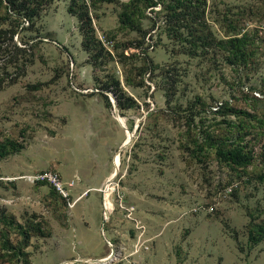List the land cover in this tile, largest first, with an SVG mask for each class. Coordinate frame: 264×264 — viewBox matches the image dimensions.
Wrapping results in <instances>:
<instances>
[{
  "label": "rangeland",
  "instance_id": "374dc122",
  "mask_svg": "<svg viewBox=\"0 0 264 264\" xmlns=\"http://www.w3.org/2000/svg\"><path fill=\"white\" fill-rule=\"evenodd\" d=\"M128 1L94 10V33L108 52L97 59L68 0H35L32 24L0 11V143L22 145L0 157V264H88L81 259L108 252L106 239L130 251L139 232L149 247L134 255L137 264H154L155 252L156 264H264L263 2L207 1L217 37V14H242L255 61L239 67L216 44L192 56L154 29L140 46L146 58L134 47L139 33L119 28ZM144 11L149 30L154 14ZM117 88L123 102L134 100L116 104L125 126L110 100ZM125 128L131 136L122 145ZM237 144L252 156L246 165L217 154ZM117 154L106 216V182L99 192L79 191L112 172ZM44 169L74 180L70 201L82 198L69 206L48 183L23 177ZM250 232L263 238L253 243Z\"/></svg>",
  "mask_w": 264,
  "mask_h": 264
},
{
  "label": "trees",
  "instance_id": "16d2710c",
  "mask_svg": "<svg viewBox=\"0 0 264 264\" xmlns=\"http://www.w3.org/2000/svg\"><path fill=\"white\" fill-rule=\"evenodd\" d=\"M34 1L35 0H0V11L4 10V12L7 13L11 10L12 15L10 16H12V18H23L28 24H32L33 16L36 11V7L33 4ZM117 1L118 0H68L67 9L81 20L85 34L83 46L87 51L91 52L90 55L93 59H97L102 50L105 54H108V52L103 49L100 40L94 33L92 19L98 17L94 10L102 3H116ZM207 1L208 0H129L122 5V10L118 13L119 28H129L139 33L140 37L134 45L135 48L141 46L146 35L148 36L147 38H150L152 34H147V32L154 29L155 32L158 31V34L164 33L170 39L175 40V42L178 43L180 52L192 56L197 55L200 51L207 52L209 48L215 47L216 44L219 48H223L227 51L225 57L231 64L243 67L249 62L255 61L253 59L254 57L252 58V49L247 47L249 43L247 38L248 32L247 30L241 31V26L243 25V20L241 18L242 14L233 16L230 15L228 11L217 14L212 21L218 24L224 32L223 37H217L213 31L211 22L205 17ZM261 1L264 5V0ZM141 2L144 3L142 6L140 5ZM256 3H258V1L248 5V7H250L249 12L255 10L254 5ZM145 7H149L150 11L154 14L149 30L142 28L141 25V20L148 17L144 11ZM1 13L2 12H0V17ZM249 14H251V12ZM155 20L159 21V24H156ZM140 48L141 53L144 55L145 52L142 51L144 50L142 49L143 46ZM145 57L148 58L146 53ZM249 57H251L252 60H250ZM147 69L148 67H146V62L143 59L142 70L147 71ZM262 86L264 94V84ZM102 88H108V86ZM120 89L118 90L117 88L113 90L116 95L117 107L119 109L131 107L134 100L131 97H127V102H123L121 100ZM103 97L106 100L107 106H110L107 95L103 94ZM21 147V144L13 141L0 143V157L5 156L11 151L19 150ZM217 154L222 160L232 164L246 165L252 160L249 151L238 144L228 149L218 148ZM261 178L264 180V169L262 170ZM41 183L43 184L45 182ZM262 238L263 237L255 236L253 232H250L249 240L251 242L257 243Z\"/></svg>",
  "mask_w": 264,
  "mask_h": 264
},
{
  "label": "built area",
  "instance_id": "2783aa9c",
  "mask_svg": "<svg viewBox=\"0 0 264 264\" xmlns=\"http://www.w3.org/2000/svg\"><path fill=\"white\" fill-rule=\"evenodd\" d=\"M24 179L30 182H46L48 183L62 198L67 200L69 206H72L76 199L73 201L69 200L71 195V189L74 186V180L65 181L62 179L60 174L53 169H44L32 174L24 175ZM232 190L231 186L225 188V194L230 193ZM143 232H139L133 244L132 249L127 251L125 245H115L109 239H106V246L108 252L97 258H89L90 264H137L134 258L136 253H139L142 249H147L149 238H143Z\"/></svg>",
  "mask_w": 264,
  "mask_h": 264
},
{
  "label": "bare ground",
  "instance_id": "6f19581e",
  "mask_svg": "<svg viewBox=\"0 0 264 264\" xmlns=\"http://www.w3.org/2000/svg\"><path fill=\"white\" fill-rule=\"evenodd\" d=\"M115 118L125 126V118L122 117L121 115L119 114H116L115 115ZM125 131H126V140H128V136L130 137L131 136V133L129 130H127V128H125ZM119 154H117L114 158V161H115V168L114 170L110 173L109 177L112 176V178L115 176V174L117 173V170H118V167H119ZM113 189V187L110 186V183H105V187L103 188V192H104V209H105V214L106 216L109 215V212L110 211H113L114 210V206H113V203L112 201L109 199V193L111 192V190ZM89 261V259L87 260Z\"/></svg>",
  "mask_w": 264,
  "mask_h": 264
},
{
  "label": "crops",
  "instance_id": "0c3cea01",
  "mask_svg": "<svg viewBox=\"0 0 264 264\" xmlns=\"http://www.w3.org/2000/svg\"><path fill=\"white\" fill-rule=\"evenodd\" d=\"M111 172V171H110ZM110 172L108 173H106L105 175H104V177L102 178V180L100 181V183L98 184V185H94V186H89V187H84V188H82L80 191H79V193H83V192H86L88 189H91L94 193H96V192H99V188H100V184H102V182H106L107 181V179L109 178V175H110ZM87 193H89V191L87 192ZM82 197L79 195L78 197H76L75 199V202L73 203L74 205L76 204V202H77V200H79V199H81ZM93 198V202L94 201H96V200H99V196H93L92 197ZM95 203V202H94ZM101 203V202H100ZM102 207H103V209H104V206H103V202H102ZM84 209H82V211H81V213H84V211H83ZM105 210V209H104ZM109 240H111L112 242H114V244L115 245H118V244H120V242H116L115 241V239L114 238H112V239H109ZM108 248V247H107ZM152 254H154V253H151V255ZM150 255V256H151ZM155 256H154V258H153V262H154V264H156V260H157V253L155 252V254H154ZM103 256V255H102ZM168 255H167V253H164L163 252V254H162V257H167ZM99 257H101V256H99ZM88 259L89 258H97V257H87ZM87 258H84V259H81L82 261H85V262H87L88 264H90L89 263V261H86L87 260ZM144 264V263H143ZM148 264H150V260H149V263Z\"/></svg>",
  "mask_w": 264,
  "mask_h": 264
},
{
  "label": "water",
  "instance_id": "95a60500",
  "mask_svg": "<svg viewBox=\"0 0 264 264\" xmlns=\"http://www.w3.org/2000/svg\"><path fill=\"white\" fill-rule=\"evenodd\" d=\"M111 102H112V105H113V110L115 111V113L116 114H118L117 113V108H116V102H115V100H114V98L113 97H111ZM128 130V129H127ZM130 140V137L128 136V141ZM128 141H126V142H123V144L122 145H124V144H126ZM111 179H112V176L111 177H109L108 179H107V183H110V181H111Z\"/></svg>",
  "mask_w": 264,
  "mask_h": 264
}]
</instances>
